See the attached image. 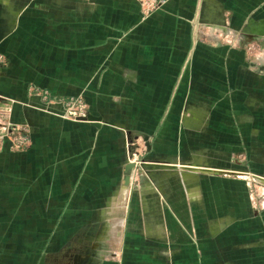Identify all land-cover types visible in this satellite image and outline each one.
<instances>
[{"label": "crops", "instance_id": "obj_1", "mask_svg": "<svg viewBox=\"0 0 264 264\" xmlns=\"http://www.w3.org/2000/svg\"><path fill=\"white\" fill-rule=\"evenodd\" d=\"M255 40L264 0H0V133L32 140L0 148V264H264V211L237 178L264 173ZM34 87L82 94L98 121L46 113ZM128 138L148 162L133 192Z\"/></svg>", "mask_w": 264, "mask_h": 264}, {"label": "rangeland", "instance_id": "obj_2", "mask_svg": "<svg viewBox=\"0 0 264 264\" xmlns=\"http://www.w3.org/2000/svg\"><path fill=\"white\" fill-rule=\"evenodd\" d=\"M148 1H150V3L147 4L148 6L142 5V8H143V12L146 10L147 12L151 13L154 10H159L160 8H162L169 0H166V2L163 3L161 6H158L156 4V3H160L161 0H147V2ZM149 6H151L150 10H148ZM157 6H158V9H157ZM202 29L204 31L203 32L204 35L201 31H200V35L202 37L204 36V39L209 41L210 45H215V46L218 45L219 46V45H223L225 43L229 44L228 39L233 38L232 36H230L231 33H229V31H218L217 30L216 32H211L212 28H209V27L202 28ZM211 33H214V35H212ZM238 44L241 45V43H238ZM242 46L247 48V50L252 53L251 54L253 56L252 62L256 66V62L258 60V57H260L261 55H264V41L255 40L254 42H251V43L246 42V43H243ZM260 68H261V66H260ZM33 89H34V91H36L38 93L40 88L38 89V87H34L31 90H33ZM40 90H41L40 93H42V95H43V101L46 104V107H42L41 110H44L46 113L53 114L56 116H60L64 119H68V120H72V121H76V122H93V120L90 119V115H92L91 110H90V106L82 94L72 95V96H81L84 99V102L86 104L85 110L87 111L88 116L86 119H71V118H67L64 116L65 106H63L61 104H57V105L62 106V112H58L51 105H55L53 103L54 100L59 101V102H63V101H67L72 96H69V97L54 96L50 93L49 90H46V89H44V90L40 89ZM46 91L49 92L48 100H46L47 98H45ZM21 133L30 137V131L28 128H25V126L24 127H22V126L14 127L13 131L11 133V136H12V138H15L16 135H19ZM30 140H31V137H30ZM31 144H32V140H31ZM31 144H30V146H31ZM128 148H129L128 157L130 159H134L135 153L141 152L139 150V148H141V146L138 143H136L135 140H131L129 138H128ZM23 150H26V149L20 148V150H18V151H23ZM239 158H242V157L239 156ZM146 164H148V162L145 159H143V157H142V164L140 165V169H137L135 172L132 171V173H131L132 186H131V189L129 188V191L133 192L135 186L138 187V185L141 183V181L147 177L146 176V166H147ZM211 169L213 170V172H217L216 175H233V173L224 174V173L218 171V170H224L225 168H222V169L221 168H218V169L211 168ZM237 174H238L237 178L242 179L246 182L247 191L249 192L250 197L253 200L252 206H253L254 212L257 214H260L262 211H264V173L252 172V171H247V172L242 171L240 174L239 173H237ZM88 237H87V239L84 238L81 241V243L79 244L80 245L79 247H87V246H89V244H92V241L90 240L91 237H89V238ZM118 241L119 240H117L116 236H114V237H110L108 242L111 245V247H116ZM93 243H95V242L93 241Z\"/></svg>", "mask_w": 264, "mask_h": 264}, {"label": "built area", "instance_id": "obj_3", "mask_svg": "<svg viewBox=\"0 0 264 264\" xmlns=\"http://www.w3.org/2000/svg\"><path fill=\"white\" fill-rule=\"evenodd\" d=\"M141 4L143 6H148L147 4L150 3V1L147 2V0H140ZM166 0H161L160 3H156L158 6H161L163 3H165ZM157 6V9H158ZM151 6L148 7V10H150ZM156 9V8H155ZM153 10V9H152ZM145 14H148L146 10L144 11ZM3 56L0 55V61L3 60ZM49 92L46 91L45 98L48 100L49 98ZM53 101V100H52ZM54 104H61L65 106V113L64 116L71 119H86L88 116L87 111L85 110L86 104L84 102V99L81 96H72L67 101L59 102L54 100ZM13 129H10L8 132L0 133V148L3 142L7 139L11 143V148L13 150H20V148H29L31 144L30 137L21 133L19 135H16L15 138H12L11 133ZM131 162L135 163V168L133 169V172H135L137 169H140V165L142 164V155L141 153H135L134 159H130ZM133 175V174H132ZM136 187V186H135Z\"/></svg>", "mask_w": 264, "mask_h": 264}, {"label": "water", "instance_id": "obj_4", "mask_svg": "<svg viewBox=\"0 0 264 264\" xmlns=\"http://www.w3.org/2000/svg\"><path fill=\"white\" fill-rule=\"evenodd\" d=\"M90 119L93 120V121H98V117H96L95 115H90ZM135 163L134 162H131L127 168H126V173H127V178H126V182L129 183L131 181V173L133 171V169L135 168Z\"/></svg>", "mask_w": 264, "mask_h": 264}]
</instances>
